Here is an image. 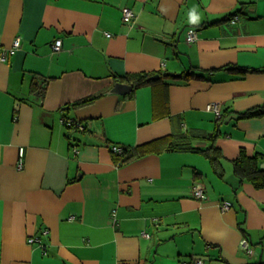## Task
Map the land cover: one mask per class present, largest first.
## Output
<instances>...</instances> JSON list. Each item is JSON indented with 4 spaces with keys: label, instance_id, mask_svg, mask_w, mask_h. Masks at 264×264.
Masks as SVG:
<instances>
[{
    "label": "crops",
    "instance_id": "0c3cea01",
    "mask_svg": "<svg viewBox=\"0 0 264 264\" xmlns=\"http://www.w3.org/2000/svg\"><path fill=\"white\" fill-rule=\"evenodd\" d=\"M18 36L0 59V264H264V183L234 165L257 156L264 179V0H0V55ZM141 72L160 77L111 91ZM182 133L202 150L121 163Z\"/></svg>",
    "mask_w": 264,
    "mask_h": 264
},
{
    "label": "trees",
    "instance_id": "16d2710c",
    "mask_svg": "<svg viewBox=\"0 0 264 264\" xmlns=\"http://www.w3.org/2000/svg\"><path fill=\"white\" fill-rule=\"evenodd\" d=\"M153 75L154 74L150 72H141V73L126 76L124 78H125V81L129 82L133 86L132 90H134L135 88L141 85L151 83L153 81L152 79ZM90 100L91 98L79 100L78 102H76V104L78 105L85 104L86 102ZM252 113L254 112H247L246 114H252ZM221 116L223 115L221 114ZM219 132H220V128L218 125L213 132L197 134L199 136H195V138L203 136L204 138L209 139L213 142L217 139ZM187 137L188 136L184 133L174 134V136H171V135L165 136L157 140H154L152 142L144 143L132 149L123 148V151L119 154L121 163L122 164L128 163L138 157H141L153 151L156 148L158 150L160 149H173V150H184V151L185 150H202V149L191 146L189 142H186V141L183 142L184 139L185 140L193 139L192 135L191 137H189V139H187ZM206 150H209V151L213 150L214 155L211 154V157H212L211 160L214 164H216V162H218L219 164V159L217 158L219 154L215 153L217 152L218 148L212 143V145ZM207 154L209 155V152H207ZM234 165H235L236 173L239 174L242 179L250 178L252 179V181H254V183L257 186H260L264 183V179L257 176L259 175L261 171H263V169L259 167L257 156H248L246 154H242L241 157H239L238 159L234 161Z\"/></svg>",
    "mask_w": 264,
    "mask_h": 264
},
{
    "label": "built area",
    "instance_id": "2783aa9c",
    "mask_svg": "<svg viewBox=\"0 0 264 264\" xmlns=\"http://www.w3.org/2000/svg\"><path fill=\"white\" fill-rule=\"evenodd\" d=\"M134 16H135V12H134V10L131 7H124L123 8L122 17H123V20L125 22H127L129 24H132V20H133ZM238 19H239V16L235 15V16L232 17L231 21L232 22H236ZM108 35H111V34L108 33ZM197 38H198V30L196 28H194V27L189 28L188 34H187L188 41L193 42ZM21 42H22V39H21L20 36H18L14 40V43H13L12 47L4 49L2 51V53L0 55V59L3 60V61L7 60L9 55L13 54L15 52V50L21 46ZM61 48H62V40L60 38H58L53 43V50L54 51H59V50H61ZM207 108L210 109V110H214L217 114H220V104L218 102L209 103L207 105ZM68 123L71 124L72 120L68 119ZM113 150L117 151V152H121L122 151V147L119 146V145H114L113 146ZM22 163H23V159L21 158L19 166H22ZM193 193L198 199H202V198H204L206 196V192L204 190V187L200 183H198V184H196L194 186ZM230 205H231L230 202H225L223 207L224 208H229ZM47 232H48V230H44V233H47ZM145 234L148 235L147 233H145ZM29 241L32 242V243L36 242V241L41 242V238L32 236V237L29 238ZM241 246L244 247L245 249H247L248 251H251V252L253 251L252 246H251L249 240L246 237L242 238ZM205 263L206 262H205L204 257H196L193 260V264H205Z\"/></svg>",
    "mask_w": 264,
    "mask_h": 264
},
{
    "label": "water",
    "instance_id": "95a60500",
    "mask_svg": "<svg viewBox=\"0 0 264 264\" xmlns=\"http://www.w3.org/2000/svg\"><path fill=\"white\" fill-rule=\"evenodd\" d=\"M158 77H160L159 74H155L152 76V78H158ZM132 89H133V86L131 84H127L124 82H116L111 91L119 93V94H127Z\"/></svg>",
    "mask_w": 264,
    "mask_h": 264
}]
</instances>
